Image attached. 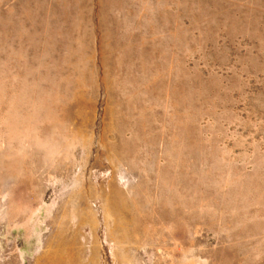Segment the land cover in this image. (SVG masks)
<instances>
[{"label":"rangeland","instance_id":"rangeland-1","mask_svg":"<svg viewBox=\"0 0 264 264\" xmlns=\"http://www.w3.org/2000/svg\"><path fill=\"white\" fill-rule=\"evenodd\" d=\"M83 69L95 80L77 101ZM110 187L138 204L124 241ZM63 249L264 264V0H0V264H64Z\"/></svg>","mask_w":264,"mask_h":264},{"label":"bare ground","instance_id":"bare-ground-1","mask_svg":"<svg viewBox=\"0 0 264 264\" xmlns=\"http://www.w3.org/2000/svg\"><path fill=\"white\" fill-rule=\"evenodd\" d=\"M99 24L101 27L104 28V31H103L102 35L100 36V43L103 45L104 49L106 50V57H105L106 62H110L111 46H110V43L108 41V33L109 32H108V29L106 27H104L105 26L104 25L105 19L102 18L101 16L99 18ZM99 46H100V44H99ZM94 80H95L94 72L84 70V69L81 70L77 75L75 88L72 91L71 97L77 101H83L84 100V91H83L84 87L88 84H92L94 82ZM121 126H123V125H121ZM181 131H182V129H181ZM187 136H189V135H187ZM120 137H119V140L117 142L111 143L108 146L106 145L109 155H111L115 160H121L123 157H126L130 153V144L126 141H123ZM73 139H74V141H77V142L84 144L85 138H83V136H81V134H79V133H76L75 135H73ZM184 146H186V145H184ZM167 147H169V146H167ZM164 149H165L164 152L169 151V148H166V145H165ZM1 166H2L1 170L4 172L5 175L11 173V171L14 170V168H15V166H13V164L12 165L2 164ZM78 184L79 183H77V185ZM80 193H83V191L81 190ZM4 197H5V195H4ZM137 205L138 204H136V202L133 199H131L130 197L129 198L126 197L121 191H119L115 187L109 188V191L104 196L103 212H104L105 217L110 222V233L111 234L115 235L120 240L127 239L130 236V234L134 231V229L137 225L138 219L140 218V212H139V208ZM59 233L60 232H58V235H60V236H59V238L57 237L58 239L53 238V240H56L53 242V245H52V247H54L53 248L54 250L64 248V246H65V243H64L65 240L64 239H67V238H63V237H65V236H63L65 234H59ZM54 236H56V235H54ZM48 244L51 245V242ZM65 248H66V246H65ZM68 248H72V247L69 246ZM73 249H71V250H73ZM47 250H48V248H47ZM71 250L69 251V253H67V251L64 250V252L67 253L64 256L60 253L62 251V249L60 250V252L59 251H57V252L59 253L58 255L61 254L63 256V257L62 256H60V257L62 258L64 264H79L80 263L79 255L76 256L77 254H75V253H77V252L70 253ZM53 251H52V253H53ZM71 254H75V255H71ZM51 255H53V254H51ZM56 256L57 255L55 253V257Z\"/></svg>","mask_w":264,"mask_h":264}]
</instances>
